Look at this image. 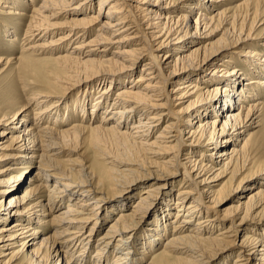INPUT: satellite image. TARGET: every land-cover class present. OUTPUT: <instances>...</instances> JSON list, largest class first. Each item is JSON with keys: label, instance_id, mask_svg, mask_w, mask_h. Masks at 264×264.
Wrapping results in <instances>:
<instances>
[{"label": "bare ground", "instance_id": "6f19581e", "mask_svg": "<svg viewBox=\"0 0 264 264\" xmlns=\"http://www.w3.org/2000/svg\"><path fill=\"white\" fill-rule=\"evenodd\" d=\"M35 1L0 0V19L10 15V20L23 27L22 45L26 47L21 46L18 61L29 74H34L24 84L30 96L23 104L6 103L0 107V125L8 126L18 120L12 126L17 135L9 137L17 144V151H7L8 144L0 142V163L8 162L0 169V196L7 197V201L0 199V264H37L45 257L63 258L62 263L52 264H67L68 260L85 264L87 259L91 264H136L163 238L161 248L141 264H207L215 257L207 253L225 250L230 245L237 248L232 264H264V182L242 201L244 192L254 189V179L264 174V155L254 160L256 153L264 149V136L252 138L250 133L242 144L235 143L237 147L231 146L229 151L219 145L233 144L237 126L262 123L264 131V102L251 96V91L260 95L255 86L256 78L264 77V53L246 51L248 59L243 61L249 71L240 72L232 67V58H223L226 44H205L187 52L191 43L203 42L201 38L210 27L214 31L220 28L219 24L228 22L237 29L249 21L252 25L264 24V1L241 0L213 15L198 11L195 18L196 9L211 5L209 11L215 12L214 3L223 0ZM95 3L97 7L93 8ZM182 9L184 13L176 15ZM15 21H0L3 37L7 36L5 40L10 43L16 41ZM239 42L244 41L237 38L235 44ZM47 47L52 54L43 60L66 73L53 84L50 74L43 75L45 66L40 67L39 58L33 59L35 52ZM4 61L6 57L0 55V65ZM192 70L204 73L190 74ZM169 81L176 87L168 90ZM41 83L50 86L41 87ZM260 83L264 84V79ZM32 85L41 89L34 90ZM75 86L86 87L81 92L85 98L73 110L81 112L82 117L90 115L92 122L78 121L68 128H56L51 120L69 118V111L64 110L61 116L57 107L65 96L60 90ZM92 86L96 92L91 91ZM115 88L113 100L107 106L109 94ZM90 92L94 93L90 96ZM246 95L256 104L246 110L239 105L241 112L230 113L238 100L246 102ZM172 100L177 102L173 105ZM212 100H217L214 119L211 115L215 112L209 109ZM87 104H91L88 111ZM171 104L180 107L178 112L190 114L183 121L184 128L178 126L179 119L173 116L177 110L168 108ZM168 114L175 121L167 118L158 130ZM202 117L205 118L199 122ZM41 120L50 122L35 127ZM113 120L116 124L107 125ZM107 131L122 140L126 152L140 150L149 158L162 160H155L160 167L150 169L142 164L115 161L122 167L123 173H118L113 169L114 160L106 156L102 161L113 166L107 168L109 174L104 176L84 162L76 163L79 168L75 169L61 166L51 156L67 147L65 141ZM4 134L6 131L1 130L0 135ZM183 134L187 136L183 138ZM179 154L186 155V160L180 161ZM35 162L36 171L25 185L23 173L29 171V163ZM47 166L54 171L46 173ZM176 166L182 168L181 181L185 184H180L174 194L167 190L166 197L156 204L167 179L163 177L164 183L160 184L153 178L157 181L162 171L175 174ZM228 181L234 184L225 188ZM105 184L119 196L113 204L105 203L97 190ZM139 189L143 193L128 208ZM153 191L154 198L148 202ZM232 195L238 196L237 203L217 208L223 198ZM60 206L58 212L50 213ZM172 211L169 231L164 220ZM115 212L108 228L98 236L95 230ZM217 214L222 219L219 222L230 225L212 235L217 228ZM149 215L153 220L148 221V231L136 236ZM251 218L263 225L261 231L248 222ZM9 221L11 225L5 226ZM43 228H50V233L42 234ZM234 229L244 236L223 244V238ZM91 247L94 252L90 259L87 256ZM113 251L117 254L111 262L109 254Z\"/></svg>", "mask_w": 264, "mask_h": 264}, {"label": "rangeland", "instance_id": "374dc122", "mask_svg": "<svg viewBox=\"0 0 264 264\" xmlns=\"http://www.w3.org/2000/svg\"><path fill=\"white\" fill-rule=\"evenodd\" d=\"M240 1L241 0H223L220 3H218V2L214 3L215 6H213V9L216 10L215 12L209 11L208 8H210L211 5L207 6V8H205L203 6L200 9H196L193 13V16L195 15L194 16V18H195L197 15L196 13L198 11H200L203 15L204 14L205 15H207V14L213 15L216 12L221 11L223 8H225L227 6L236 5ZM37 2L39 3L40 0H36L34 3H37ZM205 3H207V2H205ZM27 7H31V6L27 5ZM96 7H97V4L95 3L93 8H96ZM95 11L96 10L93 9V12H95ZM179 11L180 12L176 13V15H178V16L181 15L182 13H184L183 9L179 10ZM3 17L4 18L0 19V21H3V22L15 21L14 19L10 20V17H12L10 15L9 16H3ZM251 21H252V19H251ZM246 24H247V26H246ZM219 26H220V28L215 29L214 31H213V29H214L213 27H210L208 30H206L205 35L203 34V36L201 38V40L203 42L191 43V45H189V47L187 48V52L192 51L193 49L198 48L200 46H203L205 44H208L207 46H210L211 45L210 43H212L215 46L226 44L225 47H227V48H225L223 50L224 51L223 52V58L226 56L232 58V60L234 62L232 64V67L236 66V68L239 69L240 72H248L249 67L243 61V59H248V58H246L244 53L248 50H255L256 52H259L260 54L264 53V24H262V25L253 24L252 25L249 21V22H245V25H243V27H241L242 26L241 25L240 28H238V29L236 28V26H231V24L229 22L227 23V25L219 24ZM221 26H223V27L221 28ZM13 29H14L13 31L16 35V37H15L16 41L14 43H10V42L5 40L6 38H8L7 36L3 37L4 33L1 32V30L3 31V29H2V26H0V55H3L4 57H6V60H7L6 62L4 61V63H2L0 65V107L1 108H2V105L4 106V104H6V103L15 104L17 106L23 104L26 100V97L30 96V94H28L29 91L24 89V88H27L26 85H24V84L27 80H31L32 79L31 77L34 76L33 73L29 74L28 71L22 67V63L18 61V59L21 55V51H22L21 46H24V48L26 47V45H22L24 40H25L23 38V35H22L23 34L22 33L23 27H22V25L19 24L18 21H15ZM211 30H212V32H210ZM237 38H239L240 40L242 39L244 42H239V43L235 44ZM46 39H49V37H46ZM48 48L49 47L42 48L41 51L35 52L33 59L39 58V61H41L40 67L42 68L45 66L44 67L45 72L43 73V75L45 76L46 73L50 74V82H51L50 84H53L54 81H56V79L59 76H61L62 74H63V76H65L66 73H63L62 72L63 70L61 71L54 64L47 63V62H45V60H43V58L52 54V52ZM176 56H177V54L174 57L176 58ZM40 57H41V60H40ZM257 58L258 57H255V60ZM249 61H251V60L249 59ZM192 62L196 63L197 60H194V57H192ZM190 65L195 66L192 63H190ZM214 66H215V64H214ZM214 66H210V67L213 68ZM203 73H204V71H196V70H192L190 72V74H198V75L203 74ZM137 74L138 73L133 75L131 77V79L133 80ZM219 75H215V76H219ZM263 79H264L263 76H259L258 78H256L257 85L255 86V88L259 90L260 95L255 94L254 91H251V96L254 97L255 99H261V101L264 102V84L260 83V81ZM50 84L46 85V84L41 83V87L50 86ZM211 84H213V82ZM102 86L103 85H100V87H102ZM83 87H86V86H82L79 88L75 86L71 90H68V89L60 90V92H63L65 94V96L63 97V99L58 101L59 103H57V107L60 108L59 113H61L60 114L61 116L64 114V110H65V112L69 111V118L66 121H60L59 118L56 122H55V120L54 121L51 120V122H53V124L55 125L56 128H68L73 123L78 122V121L83 122L85 124H89L92 122V117L90 119V115H88L87 117H82L80 114L81 112H79V111L76 112L73 110L75 104L81 102L85 98V96L83 94H81ZM87 87H89V86H87ZM175 87H176V85L174 83H172L171 81L166 83V88L168 90L171 88H175ZM32 88L34 90L35 89L36 90L41 89V88H38V86H36V85H32ZM91 91H95L94 86H92ZM93 93L94 92H90L89 93L90 96ZM115 93H116V88L114 90H112L111 93L109 94L108 102L106 104L107 106H109L110 103L112 102ZM55 98L57 99V97H55ZM55 98H53V99H55ZM243 99H245L246 102H241L240 100H238L237 103L234 104L235 106L233 107V109L229 110L230 113H232V114L235 113V115H236V113L241 112L242 110L239 108V105H243V109L246 110V109L250 108L252 105L256 104L255 100L248 97L247 95L245 97H243ZM91 101H93V100H91ZM176 102L177 101L172 100L173 105ZM216 103H217V100H212L210 103V106H209V109L210 110L213 109V112H215V113H213L215 115H211L212 119H214L216 117V112H218V110L214 109ZM90 105L87 104L85 106L87 111L90 109V107H91ZM173 105L171 104L170 106H168V108L171 109L172 111L177 110L176 111L177 114H174L173 116L175 119H179L178 126L180 128H184V122L183 121H184L185 117L189 116L190 114L178 112L180 107H176ZM245 110L242 113L243 114L242 117H244V114L246 112ZM261 113H262V116H264V108L262 109ZM101 115H102V111H99L97 113V117L99 120L101 118ZM168 115L166 116L165 120L163 122H161L158 130H160L163 127L167 118L170 121H175V119H173L170 115L169 116ZM30 116L32 117L33 115L31 114ZM206 117H208V116H206ZM204 118L205 117H202L201 119H199V122H202V120ZM223 121H224V118L222 121L219 122L217 127H219ZM46 122H50V120H41L39 123L34 124V126L37 128H40L42 125L46 124ZM17 124H18V120H15L13 122V124H9L8 126L0 125V131L5 130L7 133L4 135H0V142L5 141L4 144H8L9 148L7 151H17V149H16L17 144L14 143V141L9 140V137H13V136L17 135V133L14 132V130L12 128V126L17 125ZM28 124H31V123H28ZM112 124H116V122L114 120L107 122V125H109V126H111ZM3 127L4 128L8 127V129H3ZM262 127H263L262 123L259 126H252V125H246L244 127H242V126L238 127L237 126V130H235V134H234V137L232 140V141H234L233 144L230 142V143L219 144V145L225 146L224 148L227 149V151H229V148L231 146L234 148L237 147V145L235 143H238L239 145L242 144L243 140L246 139L248 134H250V133H252V136H253L252 138H262V136H264V131H263ZM231 132H233V131H231ZM155 133H157V132L156 131L153 132L152 135L154 136ZM186 136H187V134H183V138ZM239 138L241 140L237 141ZM152 139H153V137H151L149 141H151ZM64 143L67 144L66 148L62 149L59 154L51 155L53 158H55V160L61 166L66 165V166H71V168L78 169L79 167L77 166V164L84 162V163L88 164L90 167L93 166V167L97 168L96 171H97L98 175L102 174L104 176H107L109 174L108 173L109 170L107 168L113 166L111 164H105L102 161L103 158H105L106 156H108L110 159H113L114 162L115 161H123V162L137 163V164H142V165L146 166V168L149 167L150 169L160 167V164L157 165L156 162L162 161L160 159L149 158L148 154L146 155L140 150H137V151H134L131 153L126 152L124 149V146L122 144V140L120 138L116 137V134L111 133L109 131L99 132V133H86L84 135H81L79 137V139L77 138L76 140L65 141ZM210 149H208V150L210 151ZM263 150L264 149L259 150L256 153L254 160H256V159L259 160L260 158L263 157V155H264ZM209 151H207V152H209ZM173 152H174V150H173ZM169 155L171 156L172 154H169ZM179 155H180L179 156L180 161L186 160V158H185L186 155H184V154H179ZM34 159L37 160V158H34ZM155 160H157V161H155ZM5 163H8V162L0 163V169L5 165ZM67 164H71V165H67ZM115 164L116 165L113 166V169H115L118 173H123L121 171L122 167H118L119 165L117 166V164H118L117 162H115ZM35 165H37L36 162H35V164L29 163L28 164L29 171H27V172L25 171L23 173V176H24L23 180L25 181V185H27V182L29 180V176H32L33 173L36 171ZM162 168H160V169H162ZM44 170L46 173H52L54 171V169H52L51 167H48V166L45 167ZM175 170H176L175 174L162 171L160 178L157 179V181H156V179L153 178L154 182H160V184L164 183L163 177H165L167 179V184L165 185L164 188H162V193L157 196L158 199L156 200V204L161 199L166 197L167 190L169 191L171 189L172 193L174 194L180 184L181 185L185 184L184 181H181V179H182V168L180 166H176ZM227 177H225L222 181L226 180ZM234 178H233V180H234ZM253 182H254V184H253L254 189L245 191L244 197L242 198V201H245L247 199V196L250 193L255 192L257 190V188L259 187V185H263V184H259V183L264 182V174L261 175L260 177L256 178V179H254ZM186 184H188V181L186 182ZM233 184H234L233 181H228V184L226 185L225 188H227V187L230 188L233 186ZM146 185H148V184H144V186H146ZM250 185H252V184H250ZM106 186H107L106 184L104 186L99 185L97 190L99 191V194L102 196V198L105 200V203L113 204L114 202H116L118 200L119 196H117V194L115 193L114 190H111L108 186H107L108 188ZM216 188H218V187H216ZM262 188H264V186H262ZM142 189H144V188H141V190ZM141 190L140 189L137 190L133 199L129 201L128 208H131V205L133 204L135 199L140 194L143 193ZM132 192H134V191H132ZM21 193H22V190L18 194H21ZM154 195H155L154 191L150 193V196H149L150 201H148V202H151L152 198H154ZM3 197L7 201V197H5V196H0V199ZM237 200H238V196H236V195H232L229 198L225 197L221 200L220 206H217V208L222 209L231 203L235 204V203H237L236 202ZM4 207L5 206H3L2 209H4ZM61 208H62V206L58 207L57 209H55L53 211H50V213L54 214V213L58 212ZM173 214H174V211H172V213L169 216H167L168 219L166 218V220H164V222L167 225V229L169 228L168 225L170 223L168 221H170L173 218ZM115 215H116V212L113 213L111 215V217L108 218L104 224H102V227H100L99 230L98 229L95 230V233H97L98 236L103 234L105 229L108 228L109 222L113 219V217H115ZM149 220H150V222H152V220H153V217H151L150 215H149V217L146 218V222L143 223V225H142L143 227L141 228L142 230L136 231V236L140 233L148 231V226H149L148 221ZM217 220L214 221L215 224H217V228L213 229L212 235H216L220 231L225 230L230 225L229 222H223V223L219 222L222 219H220L218 214H217ZM256 221H258V220H256L255 218L248 219L249 223L251 222V224L255 225L257 227V229L261 231L263 228V225L260 223L256 224L255 223ZM11 223H12V221H9V222L5 223L4 225L10 226ZM135 224H138V223H135ZM220 228H221V230H220ZM43 229L44 230L42 231V234L50 233V228H43ZM87 230L88 229H85V231H87ZM169 231H170V228H169ZM237 236L239 238L243 237L244 233L243 232H241V233L236 232L235 229L231 230L223 238V244H228L231 239L236 238ZM164 239L165 238H163L161 240L160 245H157V246L153 247L152 249H148L147 250V256H145L143 254L142 260H140L136 264L148 262L149 258L152 257L155 254V252L161 248V245L164 242ZM74 250L75 251L73 252V254H76L78 251H77V249H74ZM218 250L219 249L214 250L213 253H210V254L207 253V255H209V256H211L212 254H213V256L215 255L214 259H212L210 261V263H207V264H222V263L232 264V261L236 256V254H235V252L237 250L236 246L230 245L225 250H222V251L220 250L221 252ZM93 252H94V248L91 247V249L88 250V256L87 257L89 258ZM115 252L113 251L112 253L109 254V260L111 262L115 258V254H117ZM213 256H211V257H213ZM90 259H91V257H90ZM208 259H206V261H208ZM62 260H63L62 257L55 258V259L45 257L41 260H38L37 264H45V263L52 264V263H55L56 261L59 263L60 262L62 263ZM173 263H175V262L173 261ZM67 264H75V262H74V260H68ZM85 264H91V260L87 259ZM176 264H178V262Z\"/></svg>", "mask_w": 264, "mask_h": 264}]
</instances>
